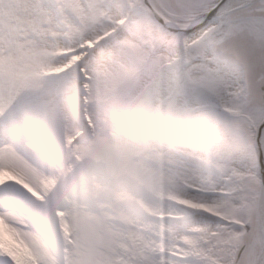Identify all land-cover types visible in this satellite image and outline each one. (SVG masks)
<instances>
[{"label":"snow or ice","instance_id":"6c2138e0","mask_svg":"<svg viewBox=\"0 0 264 264\" xmlns=\"http://www.w3.org/2000/svg\"><path fill=\"white\" fill-rule=\"evenodd\" d=\"M0 264H264V0H0Z\"/></svg>","mask_w":264,"mask_h":264}]
</instances>
